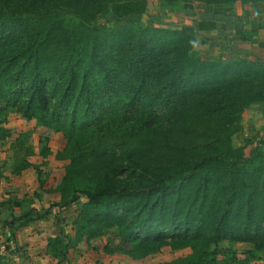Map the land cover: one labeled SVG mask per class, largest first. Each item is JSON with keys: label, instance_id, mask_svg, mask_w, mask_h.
I'll return each instance as SVG.
<instances>
[{"label": "trees", "instance_id": "trees-1", "mask_svg": "<svg viewBox=\"0 0 264 264\" xmlns=\"http://www.w3.org/2000/svg\"><path fill=\"white\" fill-rule=\"evenodd\" d=\"M149 1L0 0V116L12 110L65 140L54 155L40 150L43 161L65 163L57 200L18 217L21 202L7 200V223L53 216L57 234L46 247L58 264L109 231L134 261L168 247L188 253L160 264H264V150L252 138L235 142L245 111L264 103V62L203 60L178 29L123 23ZM15 144L19 176L33 153L22 138ZM35 175L43 187L38 167ZM67 205L76 206L70 234L59 226Z\"/></svg>", "mask_w": 264, "mask_h": 264}, {"label": "rangeland", "instance_id": "rangeland-1", "mask_svg": "<svg viewBox=\"0 0 264 264\" xmlns=\"http://www.w3.org/2000/svg\"><path fill=\"white\" fill-rule=\"evenodd\" d=\"M159 5H162L161 9ZM184 5L186 4L182 6ZM163 6V0H150L148 10L142 17H133L130 21L127 20L123 23L140 21L147 25L159 26L157 24L159 23L162 27H176L174 21H168L166 16H159L163 15L161 12ZM173 12H179V7L174 8ZM97 22L99 27H106L104 20L99 19ZM176 22L179 23L180 21ZM0 120L2 122L1 127L8 134L5 140L0 141V215L2 213L6 215L4 205H6L7 200L12 198L21 202V206L18 208L20 214L27 213L32 208L31 206H40L41 210H43V207L47 208L50 203H54L52 191L62 176L65 164L55 160L53 155L63 149L65 140L60 134L53 133L52 131L38 126L34 120H25L12 110H8L4 115H1ZM250 132V129L244 130L238 134L239 136L236 138L237 141L235 140V142L241 145L245 138H251ZM19 138H22L24 149L31 148L33 154L27 157V161L30 162L33 167L22 171L19 176H12V166L14 161L17 160L15 152L21 148V146L15 144L16 140H19ZM253 142L254 145H256V140ZM44 145H46L53 154L46 161H43L40 157V150ZM20 153L22 156L23 152ZM35 167L40 169L41 178L45 182L43 187H39L35 175ZM84 201L85 199L80 197L78 204ZM75 207L76 206L67 205L60 212L59 226L66 234H70V225L73 219L71 212ZM45 221L47 224L42 223L41 226L47 229L48 238H50V236H56L57 230L53 224L54 217L49 216ZM50 223H52L51 227L49 225ZM127 248H130V244L120 241L115 231H109L104 237L92 240L89 244L83 241L75 249H71L67 262L63 264H160L185 256L188 253L187 251L173 252L168 247H165L156 255L146 257L143 260L134 261L123 253V250H127ZM227 248H229L228 243L223 242L219 247L221 254H226ZM105 249L111 250L112 253H107ZM236 250L240 249L233 247V251Z\"/></svg>", "mask_w": 264, "mask_h": 264}, {"label": "crops", "instance_id": "crops-1", "mask_svg": "<svg viewBox=\"0 0 264 264\" xmlns=\"http://www.w3.org/2000/svg\"><path fill=\"white\" fill-rule=\"evenodd\" d=\"M186 5L178 13L162 7L163 15L159 16H166L168 21H174L176 27L172 29L192 36L195 40L193 50L203 60L252 57L264 62V0L246 4L237 2L232 5ZM159 8L161 9L160 5ZM242 126L243 131L251 130L250 137L264 150V103L245 111ZM238 136L237 134L235 140ZM53 200H57L55 195ZM31 207L36 210L41 208ZM4 211L6 215H0V264H58L46 247L49 235L47 229L41 226L46 223L45 219L18 227L17 221L13 225L7 223L11 221L9 209L5 207ZM13 211L17 217L21 215L18 207H13ZM49 225L51 227L52 223ZM239 249H243V246Z\"/></svg>", "mask_w": 264, "mask_h": 264}]
</instances>
